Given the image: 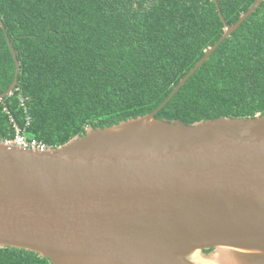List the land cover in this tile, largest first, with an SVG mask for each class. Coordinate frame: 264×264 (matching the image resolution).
I'll return each instance as SVG.
<instances>
[{
	"label": "water",
	"instance_id": "1",
	"mask_svg": "<svg viewBox=\"0 0 264 264\" xmlns=\"http://www.w3.org/2000/svg\"><path fill=\"white\" fill-rule=\"evenodd\" d=\"M263 1L226 27L154 112L89 127L57 148L0 140V249L51 264H264V116L156 118ZM9 46L17 70L0 101L20 74Z\"/></svg>",
	"mask_w": 264,
	"mask_h": 264
},
{
	"label": "trees",
	"instance_id": "2",
	"mask_svg": "<svg viewBox=\"0 0 264 264\" xmlns=\"http://www.w3.org/2000/svg\"><path fill=\"white\" fill-rule=\"evenodd\" d=\"M256 0H0V139L6 104L28 137L57 148L87 128L154 112ZM223 17H220L219 10ZM21 98L25 100V108ZM264 116V1L156 118L190 125ZM209 251H205L208 253ZM0 264H51L0 249Z\"/></svg>",
	"mask_w": 264,
	"mask_h": 264
},
{
	"label": "built area",
	"instance_id": "3",
	"mask_svg": "<svg viewBox=\"0 0 264 264\" xmlns=\"http://www.w3.org/2000/svg\"><path fill=\"white\" fill-rule=\"evenodd\" d=\"M21 101H22V106L25 108V100L21 98ZM0 102H3V100ZM3 111L4 113L7 114L9 118L13 137L2 141H5L7 144H13L25 149L32 148V149L44 150L47 148L45 143L38 141L37 139L28 137L27 128L30 126V122H31L29 117H27V119L25 120L24 125H20L6 104H3ZM26 112L27 109L25 108V113Z\"/></svg>",
	"mask_w": 264,
	"mask_h": 264
}]
</instances>
